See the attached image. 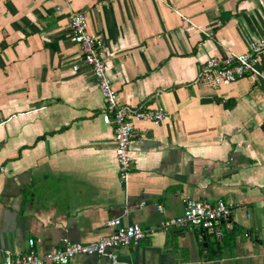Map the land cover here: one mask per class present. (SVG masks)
Masks as SVG:
<instances>
[{
  "label": "crops",
  "instance_id": "1",
  "mask_svg": "<svg viewBox=\"0 0 264 264\" xmlns=\"http://www.w3.org/2000/svg\"><path fill=\"white\" fill-rule=\"evenodd\" d=\"M73 11L103 37L121 104L172 116L135 123L126 183L116 125L105 123L104 97L72 40ZM263 37L264 0H0V262L30 240L40 254L97 240L115 218L156 226L182 215L189 197L238 208L214 232H158L115 249L119 259L264 264V60L260 77L195 83L208 59Z\"/></svg>",
  "mask_w": 264,
  "mask_h": 264
},
{
  "label": "built area",
  "instance_id": "2",
  "mask_svg": "<svg viewBox=\"0 0 264 264\" xmlns=\"http://www.w3.org/2000/svg\"><path fill=\"white\" fill-rule=\"evenodd\" d=\"M187 22L190 20L177 12ZM72 40L79 46L84 64L90 67L104 97L106 107L102 113L105 123L116 125L115 154L118 162L119 178L123 183L129 180L133 158L131 143L136 134L135 123L148 121L161 124L170 121L171 114L162 108L148 109L143 105L131 107L120 102V95L114 88L109 76L111 57L106 51L103 37L91 33L88 29V17L84 11H73L69 20ZM264 60V37L252 41L245 53L230 52L225 57H212L199 69L195 83L209 86H227L247 77H260L259 69ZM79 69L78 65L73 67ZM238 208L234 201L209 202L186 198L182 215L161 221L156 226L143 228L140 225H125L121 218L108 222L111 233L88 243L71 242L67 239L54 252L40 254L35 250V241H29V248L23 253L7 251L0 264H70L76 256L105 257L110 264H133L121 261L114 251L120 247H137L147 237L170 229H201L206 232L216 231L221 221L228 220ZM160 212L163 206L157 205Z\"/></svg>",
  "mask_w": 264,
  "mask_h": 264
}]
</instances>
